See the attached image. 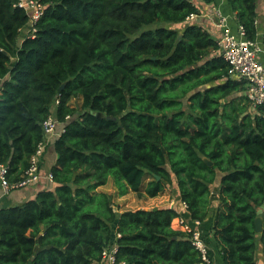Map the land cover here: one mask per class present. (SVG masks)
<instances>
[{"label": "trees", "instance_id": "1", "mask_svg": "<svg viewBox=\"0 0 264 264\" xmlns=\"http://www.w3.org/2000/svg\"><path fill=\"white\" fill-rule=\"evenodd\" d=\"M35 1L43 14L25 37L18 0H0V163L8 181L27 169L50 112L64 132L53 143L51 188L0 209V264H95L111 243L117 263L201 264L189 234L171 225L178 205L115 212L111 194L96 190L109 180L120 196L153 198L175 185L185 219L212 215L221 264H256L257 241L264 249V105L234 96L244 82L227 76L207 32L175 27L198 7ZM226 1L254 38V0Z\"/></svg>", "mask_w": 264, "mask_h": 264}, {"label": "built area", "instance_id": "2", "mask_svg": "<svg viewBox=\"0 0 264 264\" xmlns=\"http://www.w3.org/2000/svg\"><path fill=\"white\" fill-rule=\"evenodd\" d=\"M17 6L22 8L28 17L27 28L23 34L25 37H33L35 32L34 24L43 14V5L35 0H18ZM193 14L187 19H192ZM214 24L221 30L220 39L217 42L218 51L227 66V76L244 82V95L248 103L253 107L264 105V66L259 57L264 53V20H254L256 33L254 38H248L243 27L237 23L235 15L224 14L215 10ZM230 23L234 24L232 29ZM58 103L55 100L54 105ZM66 116L65 119H68ZM42 139L37 144L34 153L30 156L29 165L19 180L9 182L7 179L8 167L0 163V188L3 194L12 189H18L29 185L39 179V162L49 138H58L63 132V126L50 112L41 124ZM52 182V175L49 172L46 176ZM175 202L171 201L169 207H174ZM178 216L171 225L189 234V240L197 251L201 264H213L209 246L202 235L199 221H188L185 219L186 204L183 201L178 203ZM118 235H116L117 237ZM117 246L111 243L106 246L100 254V259L95 264H123L116 261Z\"/></svg>", "mask_w": 264, "mask_h": 264}, {"label": "crops", "instance_id": "3", "mask_svg": "<svg viewBox=\"0 0 264 264\" xmlns=\"http://www.w3.org/2000/svg\"><path fill=\"white\" fill-rule=\"evenodd\" d=\"M192 2L198 7L197 13L193 14L194 17L192 19H186L185 22L181 24H177V26L181 27V26H185L186 24L197 25L201 28L202 31L207 32L217 44L221 36V30L217 28L214 24L213 17L215 10H219L224 14L226 13L230 15H236L235 12L231 10L226 0H192ZM254 4H255L256 20L261 22L264 20V0H254ZM230 25L232 29L235 28L234 24L232 25L230 23ZM218 49H217V53L218 55H220ZM259 59L264 66V53L260 55ZM240 95L244 96V91L242 93H237L234 96L236 97ZM53 110L54 108L52 109V111ZM54 141H55L54 138H49V140L46 143L44 152L39 162V179H37L36 181L30 183L25 187L12 189L6 194H3L0 188V209L22 205L26 201L34 199L39 191L51 188L52 182H49L46 176L50 172V168L54 164L56 158L53 147ZM217 184H218V180L217 183L212 184L210 186L211 194L213 196L217 195L216 192ZM173 189L175 190L171 191L172 194L164 193L163 198L160 195H157L156 197L153 198L148 197V200L150 201L149 203H154L157 200L159 201L158 203H156V205L142 207V209H151L154 207H161L165 205L170 206L171 201L175 202L174 206L178 205L180 201L179 192L175 185L173 186ZM101 191L105 192L103 190ZM163 192H166V189ZM212 211L213 208L211 212ZM211 222H212V215H209L203 222H201L199 229L201 230L202 235L205 237L206 241L208 242L207 244L210 249L213 264H221V259L218 255L215 243L211 238V226H212ZM172 223L174 224V221ZM255 263L264 264V249L261 246L260 241H257V246L255 250Z\"/></svg>", "mask_w": 264, "mask_h": 264}, {"label": "rangeland", "instance_id": "4", "mask_svg": "<svg viewBox=\"0 0 264 264\" xmlns=\"http://www.w3.org/2000/svg\"><path fill=\"white\" fill-rule=\"evenodd\" d=\"M183 27L184 26H181V27L177 26L176 28L181 30V28H183ZM80 102H81L80 97H76V98L71 100L72 105L74 107H77V108L79 107ZM146 181H147V178H145L144 182H146ZM170 186L172 187V185H170ZM96 190L97 191L103 190V191L111 194V202L113 205V210L115 212L126 211V210L133 211V210L140 209L142 207L156 205V203H158V201H159V200H157L154 203H149L150 201L148 200V197H145L144 195H137L136 193H133L130 191L128 193L120 196L116 193V188L113 186V183L111 180L108 181L105 185L98 187ZM171 191H174V190H172V188H170V187H167L166 192H161L159 195L162 196V198H163L164 193L172 194ZM160 205H163V204H160Z\"/></svg>", "mask_w": 264, "mask_h": 264}, {"label": "water", "instance_id": "5", "mask_svg": "<svg viewBox=\"0 0 264 264\" xmlns=\"http://www.w3.org/2000/svg\"><path fill=\"white\" fill-rule=\"evenodd\" d=\"M63 85V84H62ZM62 88V86L60 87ZM99 116V114H98ZM203 161L208 165V166H211L212 165V162L208 161L206 158H203ZM156 179H158V177L156 176ZM68 186H71V183H68ZM261 212V210H258V215L255 217L254 219V231L256 233H260L262 231V225H261V222H262V218L261 216L259 215V213Z\"/></svg>", "mask_w": 264, "mask_h": 264}]
</instances>
